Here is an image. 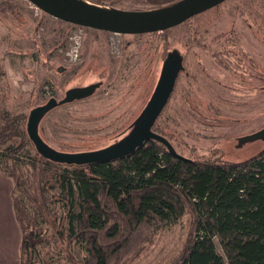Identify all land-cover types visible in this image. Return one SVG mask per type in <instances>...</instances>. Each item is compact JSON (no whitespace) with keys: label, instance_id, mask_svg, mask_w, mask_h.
<instances>
[{"label":"rangeland","instance_id":"obj_1","mask_svg":"<svg viewBox=\"0 0 264 264\" xmlns=\"http://www.w3.org/2000/svg\"><path fill=\"white\" fill-rule=\"evenodd\" d=\"M102 1L99 5L112 9L150 10L180 0ZM226 46L233 50L230 59L215 58L212 52ZM174 50L183 54L185 68L157 121L165 125V136L178 151L238 162L263 150L264 137L250 136L264 129V0H225L183 24L142 34L66 22L29 0H0V105L25 113L27 129L34 107L52 97L61 100L71 88L98 83L91 95L49 110L39 130L57 150L106 147L130 133L158 83L164 59ZM30 151L37 152L32 141ZM29 162L20 169L40 190L39 175L32 174ZM7 163L15 170L12 160ZM25 203L30 213L39 215L32 202ZM54 207L56 215L48 221L39 215L37 232L52 240L47 248L45 239H35L41 255L52 264H87L88 242L70 238L62 243L53 237L54 229L67 221L63 205ZM191 225L189 213L174 224L144 225L121 254H110V264H172L184 249ZM8 226L5 220L0 229ZM216 244L221 250L217 239ZM6 247V237L0 238V257L8 258Z\"/></svg>","mask_w":264,"mask_h":264},{"label":"trees","instance_id":"obj_2","mask_svg":"<svg viewBox=\"0 0 264 264\" xmlns=\"http://www.w3.org/2000/svg\"><path fill=\"white\" fill-rule=\"evenodd\" d=\"M26 118L0 105V169L14 180L13 210L22 231L20 264H52L35 239H45L47 248L52 245L37 229L39 215L48 221L58 202L67 221L52 236L62 243L70 238L88 242L87 264H110V254L129 244L134 231L156 222L177 223L185 213L192 217L191 229L172 264H264V149L243 161L218 162L215 157L185 156L173 145L184 157L176 156L150 139L127 157L69 169L38 152L32 155ZM154 128L165 136V125L157 121ZM9 160L15 170H9ZM25 160L32 174L39 175L40 190L20 169ZM26 199L39 215L29 212Z\"/></svg>","mask_w":264,"mask_h":264},{"label":"water","instance_id":"obj_3","mask_svg":"<svg viewBox=\"0 0 264 264\" xmlns=\"http://www.w3.org/2000/svg\"><path fill=\"white\" fill-rule=\"evenodd\" d=\"M44 12L77 25L117 33L142 34L163 31L201 14L225 0H180L150 10L107 8L88 0H29ZM185 68L183 56L170 51L163 61L158 83L146 106L136 118L131 131L122 139L99 149L68 152L52 147L40 134L42 117L59 104L85 98L99 87L98 83L71 88L61 100L52 97L47 103L34 107L27 119V133L38 153L54 162L88 165L115 161L134 153L146 141L155 139L163 143L174 155L179 154L171 141L155 131V124L174 91L177 78ZM250 137H264V129Z\"/></svg>","mask_w":264,"mask_h":264},{"label":"crops","instance_id":"obj_4","mask_svg":"<svg viewBox=\"0 0 264 264\" xmlns=\"http://www.w3.org/2000/svg\"><path fill=\"white\" fill-rule=\"evenodd\" d=\"M12 180L11 177L0 170V202L4 204L0 208V227L5 220L9 225L7 229H0V238L6 237V245H8L6 247L8 258L4 256L0 257V264H6V261L10 262V264H20L22 231L13 210L12 190L14 182Z\"/></svg>","mask_w":264,"mask_h":264},{"label":"flooded vegetation","instance_id":"obj_5","mask_svg":"<svg viewBox=\"0 0 264 264\" xmlns=\"http://www.w3.org/2000/svg\"><path fill=\"white\" fill-rule=\"evenodd\" d=\"M194 17V16H193ZM192 18V17H191ZM190 19V18H189ZM185 22V21H184ZM184 22H182V24L184 23ZM196 32H198V31H196ZM200 33H197V35H199ZM223 34V33H222ZM222 36H226L227 37V34H223ZM228 41L229 40H232L231 39V37H227L226 38ZM217 40V39H216ZM215 40V41H216ZM216 52H218V53H220V56L218 57L217 56V54H216ZM213 55H214V57L215 58H217L218 60H223V58H226V61L228 60V59H230V57L232 56V54H233V50H231L230 49V47L229 46H226V47H223V48H220V49H215L213 52ZM182 56H183V54H181ZM184 56H183V63H184ZM185 66V65H184Z\"/></svg>","mask_w":264,"mask_h":264}]
</instances>
